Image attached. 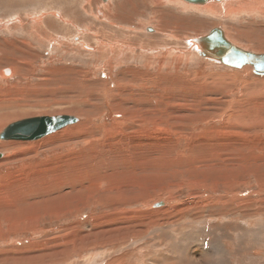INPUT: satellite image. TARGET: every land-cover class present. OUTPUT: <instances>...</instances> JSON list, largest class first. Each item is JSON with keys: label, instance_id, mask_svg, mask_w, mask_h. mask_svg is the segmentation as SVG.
<instances>
[{"label": "rangeland", "instance_id": "rangeland-1", "mask_svg": "<svg viewBox=\"0 0 264 264\" xmlns=\"http://www.w3.org/2000/svg\"><path fill=\"white\" fill-rule=\"evenodd\" d=\"M257 1L262 3L258 14L210 16L198 10H183L172 3L154 7L149 6L151 2L141 8V0H120L119 6V0H112L110 6L101 0H0V70L10 68L13 72L7 80L0 77V96L4 93L3 100L8 102L0 103V124H3L0 133L13 122L43 116H73L80 127L64 128L57 134L61 137L40 147H10L5 144L11 140H0V264H74L89 258L98 262L103 257L111 260L129 252L134 261L138 249L141 258L136 264H152L150 259L162 260L161 264L168 261L170 264H264V76L203 61L193 54L185 57L189 54L187 40L205 36L214 28L223 29L234 45L264 53V0ZM82 2H91V12ZM106 6L114 17L124 19L123 26L116 23L118 27H138V23L157 26L152 37L157 39L156 45L145 38L146 32L137 31L140 41H145L144 45L139 42L138 52L141 53V47L155 50L163 46L174 53L160 51L154 59L143 54L147 57L140 59L143 61L126 56V63L120 62L107 72L106 57L96 61V54L81 49L82 46L95 49L96 41L83 40V34L78 35L99 23L87 17L98 16L95 8ZM40 15H43L41 25L33 29L34 34L30 31L31 20ZM127 17L132 21L126 20ZM71 20L74 23L69 27ZM169 35H177V39L170 40ZM22 42H29L30 50ZM179 53L185 62L179 61L182 58ZM159 63L164 66L159 68ZM128 70L137 71L139 76L146 72L155 75L156 89H150L153 82L149 77L137 83L127 76ZM140 83L145 87L133 91ZM154 90L165 104L181 105V108L166 114L164 110L168 107L145 106V111L155 112L159 119V124H151L147 129L157 139L153 146L142 150L149 151L150 157H141L146 158L145 164L138 162V155L112 159L101 148L97 150L95 160L99 161L94 160L97 167L90 184L85 180L76 182L75 189L59 186L45 196L33 194L31 200L24 201L17 198L13 205L16 191L28 181L33 184L41 169L51 168L52 172L53 167L78 162L81 157L74 156L85 149L86 140L97 139V147L104 146L110 128L122 120L116 112V103L128 102L135 96L152 100ZM168 90L176 95L171 96L172 101L166 100ZM110 91L118 97L114 99ZM130 103L126 107L136 108ZM128 127L127 133L139 130V126L131 123ZM82 129L92 130L94 138L81 139ZM143 153L138 152L140 156ZM79 163L82 166L90 161L85 158ZM99 177L103 178L102 187L98 186ZM91 184L87 192L83 187L89 188ZM73 190L80 193H71ZM120 193L124 195L122 200L112 205L109 196L118 197ZM65 195L68 196L63 198ZM89 197L91 200H87ZM100 197L105 199L104 203L97 202ZM158 203L163 204L159 210L154 208ZM115 210L137 212L135 216L142 219H128L123 225L116 223L118 226L113 223L102 233L93 228L82 232L77 229L76 223ZM170 224L174 230L167 228ZM72 229L76 234L70 233ZM137 231L143 232V236H131ZM124 236L129 238L122 243L123 247H117ZM109 238L113 242L106 246L104 242ZM60 245H66L64 249L70 252L54 258L53 252L62 254ZM52 246L56 251L51 250Z\"/></svg>", "mask_w": 264, "mask_h": 264}, {"label": "bare ground", "instance_id": "bare-ground-1", "mask_svg": "<svg viewBox=\"0 0 264 264\" xmlns=\"http://www.w3.org/2000/svg\"><path fill=\"white\" fill-rule=\"evenodd\" d=\"M81 1V0H80ZM83 1H87V0H83ZM91 1V0H89ZM228 1H231V3ZM97 2V1H96ZM101 2L105 5H108L112 2V0H101ZM123 3H128L127 1H122ZM141 2H143V7L141 8H144V6H147L148 4H150L152 2V0H141ZM154 2V1H153ZM151 3L149 6L153 5L155 7V5L159 7V5L161 4H164V3H168V4H176L178 5L181 9H185V10H198L200 12H204V13H207L209 14L210 16H226L227 14L229 15H233V14H250V13H253V14H258L259 11H260V7H261V4L262 3H259L257 0H253L250 2H247L246 0H155L154 3ZM264 3V1H262ZM77 3V2H76ZM83 3V2H82ZM94 3V2H93ZM121 3V4H123ZM130 3V1H129ZM72 4V3H71ZM70 4V5H71ZM84 4V3H83ZM82 4V5H83ZM99 4V3H98ZM94 5H97V4H94ZM93 5V6H94ZM120 5V0H119V3H118V6ZM80 6V4H79ZM100 6V4H99ZM110 6V5H108ZM108 6L104 7L103 8H95L96 10V13L98 14L97 15H90L88 16V20H89V17L93 18L98 24H99V27H98V24H96L95 26L92 27V30L90 29H85V32H81V33H78V35H81L83 34V38L81 39H87V40H90L91 42L92 41H96L95 43V49L93 48H89L88 46H82L81 49H83L84 51L90 53V54H96V61L100 60L102 57H106V60H105V66L104 68L106 69V71L108 72L109 70H111L112 68H116L120 62H125L126 60V56L128 59H132L133 61H139L141 58L143 59V57H146L145 55L143 54H148L150 57H152L153 59L156 58V56L158 54H160L161 52L160 51H163V52H167V51H170V54L171 53H174L172 50H169L168 48H164L163 46H161L160 48L158 49H144V48H140L141 50V53L138 52L139 51V48L137 47L139 45V42H140V45H144L145 44V41L142 42L140 41V38H139V35L137 33V31H140L141 30L146 34H145V38H147V40L149 42H152V44L156 45V40L155 38H152L154 37L153 35L157 33V26L156 27H151V26H145V25H142L141 23H138V27H134L132 25H125V27H121V22H124L123 18H122V21L121 19H117L116 16L114 17L112 15L111 12H108L109 8ZM125 6V5H124ZM78 7V6H77ZM84 7L85 9L88 8L87 10H89V12H91L92 8H91V2H85L84 4ZM95 7V6H94ZM122 7V6H121ZM134 7V6H133ZM161 7V6H160ZM69 8V9H68ZM67 10H71L70 7H68ZM80 8V7H79ZM83 8V7H82ZM111 8V7H110ZM147 8V7H145ZM84 9V8H83ZM136 9V8H135ZM86 10V11H87ZM110 11V10H109ZM135 11V10H134ZM70 12V11H69ZM72 12V11H71ZM77 12V11H76ZM85 12V11H84ZM157 12V11H156ZM155 12V13H156ZM87 13V12H86ZM95 13V12H94ZM263 13V12H262ZM70 14V13H69ZM82 14L84 15L83 11H82ZM88 14V13H87ZM85 14V15H87ZM92 14V13H91ZM153 15V14H152ZM43 15H40L39 17L37 18H34L31 20L32 22V26L30 28V31H33L34 33V30H37L40 25H41V20H42V17ZM55 16V15H54ZM79 16V14L77 15ZM157 16V15H156ZM71 17V16H69ZM68 17V18H69ZM74 17V16H73ZM155 17V16H154ZM79 18V17H78ZM156 18V17H155ZM59 19V18H58ZM57 19V20H58ZM77 19V18H76ZM81 19V18H80ZM115 19V20H113ZM132 19V18H130ZM128 17L126 18V20H130ZM65 20V19H64ZM117 20V21H116ZM176 20V19H175ZM59 21V20H58ZM120 21V22H119ZM132 21V20H130ZM66 23H68L67 21H65ZM77 22H81L79 20H77ZM75 21V23H77ZM85 22V21H84ZM94 22V23H96ZM70 23V22H69ZM72 20H71V23L70 25H67L69 27L73 26L72 25ZM103 23V24H102ZM116 23H120V27L117 26ZM158 24L160 22H157ZM126 24H130L129 21L126 22ZM176 24V23H175ZM8 25V23H7ZM66 25V24H65ZM75 25V24H74ZM124 25V24H123ZM122 25V26H123ZM85 26V25H84ZM129 27H133L135 30L134 31H129ZM5 29V27H3ZM7 28V27H6ZM138 28V30H137ZM34 29V30H33ZM141 29V30H140ZM161 29V28H160ZM170 29V28H169ZM163 30V29H162ZM171 30V29H170ZM213 30H217L216 32H220L223 39L225 41H227L229 44H231L232 46L242 50V51H245V52H249V53H253V54H258V55H262L264 53H256V52H250V51H247L245 49H242L240 47H238L237 45H234L233 43H231L228 39H227V34L224 33L223 29H220V28H214L212 30H210L205 36H200L198 37L197 39H200V41H196V39H188L187 40V45H188V52L189 54H186L185 57L186 58H189L192 54L194 56H196L198 59L200 60H203V61H208V62H211L213 64H218V65H222V66H227L224 64V62H221L222 58H224L223 56L225 55V47H223L221 44H219L220 42V33H216V34H213L211 37L207 38V39H204L205 37H207ZM29 31V30H28ZM172 31V30H171ZM175 31V30H174ZM25 32V31H24ZM36 32V31H35ZM148 32L151 34L149 35ZM173 33V31H172ZM177 33V32H176ZM22 34V33H21ZM29 34V33H28ZM32 34V33H31ZM35 34V33H34ZM33 34V35H34ZM40 34V33H39ZM39 34H36V35H39ZM159 34V33H158ZM42 35V34H40ZM76 35V37L78 36ZM32 36V35H31ZM160 36V35H159ZM170 37V40H175L177 39L176 36H172V35H169ZM219 36V37H218ZM29 37V35H28ZM40 37V36H38ZM196 38V37H195ZM31 39V38H30ZM34 39V38H33ZM38 39V38H37ZM75 39V38H74ZM77 39V38H76ZM75 39V40H76ZM59 40V39H58ZM74 40V44H76L77 42H75ZM86 40V41H87ZM146 40V42H147ZM179 40V39H178ZM26 41V40H25ZM77 41V40H76ZM159 41V40H158ZM186 41V40H185ZM196 41V42H195ZM30 42V41H29ZM26 43V42H22V45L23 46H26V48H29L30 47V43ZM71 42V41H70ZM84 42V41H83ZM56 43V41H55ZM58 43V42H57ZM56 43V44H57ZM50 44V43H49ZM54 44V43H53ZM55 44V45H56ZM66 44V43H64ZM81 44V42H80ZM90 44V42H89ZM71 45V44H70ZM59 46V44H58ZM67 46V45H66ZM76 46V45H75ZM94 46V45H93ZM169 46V45H168ZM260 47V46H259ZM264 47V45H263ZM57 48V47H56ZM79 48V46H78ZM138 48V49H137ZM163 48V49H162ZM262 48V47H260ZM80 49V48H79ZM174 49V48H173ZM30 50V48H29ZM259 50V49H258ZM27 51V50H26ZM24 52V50H23ZM22 52V53H23ZM75 52V51H74ZM182 53V52H180ZM179 53V54H180ZM205 53H207L208 55H205ZM24 54V53H23ZM92 54V55H93ZM156 54V55H155ZM179 54H176V55H179ZM89 55V54H88ZM91 55V56H92ZM180 58L182 57L183 54H180ZM185 57H182L179 61L180 62H185ZM193 57V56H191ZM5 59V58H4ZM147 59V57H146ZM146 59L145 60V63H146ZM6 61H9L10 58H6L5 59ZM16 60V59H15ZM150 60V59H149ZM148 62H151L149 61ZM5 61V62H6ZM21 61V59L19 60ZM23 61V60H22ZM140 61H143V60H140ZM156 61H160V60H156ZM129 62V61H128ZM161 62V61H160ZM26 63V62H25ZM126 63V62H125ZM147 64V63H146ZM150 66V63L149 65ZM157 66V65H156ZM164 65H161V63L158 64V67L161 68L163 67ZM147 67V66H146ZM228 67V66H227ZM153 68V67H152ZM229 68H232V67H229ZM125 69V68H124ZM158 69V68H157ZM235 69V68H234ZM238 70V69H237ZM242 70H249L252 72V67L251 66H244L242 68ZM12 69L10 68H3L2 70H0V77H5V79H9L11 76H12ZM124 75V71L122 73ZM127 76H130L132 77L133 79H135L139 82H143L145 78L149 77L151 82H153L154 80V76L155 75H150L148 74L147 72L146 73H143L141 74V76H139L140 73H137V71H129L128 70V73H126ZM158 74V73H157ZM159 76V75H158ZM120 77V76H119ZM0 78V79H1ZM158 81L160 82V79L157 77ZM156 80V79H155ZM5 81V80H4ZM164 81V80H163ZM145 82V81H144ZM158 82V83H159ZM138 83V82H137ZM141 84V83H140ZM146 84V83H144ZM151 84V83H150ZM127 86V85H126ZM154 82L152 83V87L150 88L151 90L153 89H156L154 87ZM144 88L145 86L143 84L137 86V88L135 87L133 89V91L137 90L138 88ZM160 88V87H158ZM13 89V88H12ZM149 90V89H148ZM160 90V89H159ZM172 90V89H170ZM10 91V90H9ZM142 91V90H141ZM162 91V89H161ZM160 91V92H161ZM173 91V90H172ZM171 91V92H172ZM125 92V91H124ZM169 92L166 91V100H170L173 96H176L175 94H173L174 92ZM114 93V91H110V94L111 96H113L112 94ZM139 93V92H137ZM147 93V92H146ZM132 94V93H131ZM136 95V93H134ZM141 94V93H140ZM139 94V96H140ZM2 96H0V103L2 104H8V102H4L5 100L3 99H6L4 93L1 94ZM100 95V94H99ZM121 95V94H120ZM119 95V96H120ZM124 95L126 96V94H123L122 96L124 97ZM138 95V94H137ZM16 96V95H14ZM115 96V97H114ZM113 98L116 99L118 96L117 95H114ZM143 96V95H141ZM150 96V95H149ZM151 96H152V100H147L146 98L142 97V98H139V97H134L133 99H129L128 102L126 100H124L125 102H123V100L120 102V103H116L118 105L117 107V114L120 115V118H122V120H119L117 121L116 123H114V125L110 128L109 130V135L105 136V140L103 141V144H107L104 148V146H100V147H97L99 145V141L97 142V139H95L93 142L91 141H85V149L84 150H81L79 151L78 153H76V155L74 156L75 157H81L78 159V162L75 161V162H72V164L70 165H66V166H59L57 168H54L53 167V171L51 172V168L50 169H41L40 172L37 173L36 177L34 178V183L33 184H29L28 182L24 185V187H20V190L19 191H16V193L13 195V205H14V202L17 200H20V201H24L26 199L28 200H31V195H35V194H40L42 196H45L46 194L48 193H51L53 191H55L56 189H58V187H64V186H70L71 188L75 189L76 186V182H84L85 180H88L89 184L91 183V179L93 178V172L95 170V167H97L96 165V161H99V160H95V158H97V150L99 149H105L109 152V154H111L112 156V159H115V158H126V157H132V156H137V158H139V161L140 163H144L145 164V159L146 158H141V157H150L148 156L149 154V151L146 152V153H143L142 150L144 148H147V147H151L153 146V143L152 142H156V139L157 137H153L154 133H151V132H148L147 129H149L148 127H150V125H154L156 126L157 123L159 124V119H158V116H156L155 112L154 113H149L147 111H145V106H154L155 108H159V106L161 107H168L166 110H164V112L167 114L168 111H172V110H175V109H179L181 108V105H177L174 104H165L164 101L162 100V98H159V93H157L156 90L152 91L151 92ZM150 96V98H151ZM170 96V97H169ZM110 97V96H109ZM108 97V98H109ZM147 97V96H146ZM105 98V97H104ZM120 98V97H119ZM177 98V97H176ZM27 99V98H26ZM179 99V98H177ZM28 100V99H27ZM173 100V98H172ZM170 100V101H172ZM116 101V100H115ZM169 101V102H170ZM182 101V100H181ZM112 102V101H111ZM118 102V101H117ZM132 102L134 105H136V108H128L126 107V104ZM131 104V103H130ZM138 105V106H137ZM142 107H144L143 109H141ZM148 108V107H147ZM171 108V109H169ZM133 109H136L135 112H133L132 110ZM159 111V110H157ZM156 111V112H157ZM116 114V113H114ZM168 115H174L173 113H170ZM67 117H71L73 119H75V123H72L70 125H67L61 129H58L57 131L55 132H52L46 136H43L39 139H36V140H30V139H27V140H11L9 141L7 144H5V146H10V147H17V146H25V145H28V146H31V147H40V146H43L45 144H47L49 141H53V139H57V135L58 133H60V131H62V129L64 128H67V127H70V126H75L73 127L74 130H77L76 128H80L78 126H76L77 122H78V119L73 117V116H69V115H66ZM179 116V115H178ZM248 116V115H247ZM2 117V116H1ZM55 117V116H53ZM35 118H44L43 117H33V118H28V119H35ZM172 118V116H171ZM176 118V117H175ZM178 118V117H177ZM14 119V118H13ZM24 120H27V119H23V120H20V121H16V122H21V121H24ZM176 120V119H175ZM202 120V119H201ZM167 121V120H166ZM170 121V120H169ZM16 122H13V123H16ZM11 123V124H13ZM129 123L133 124V125H136V126H139L137 128H139L138 131H133L131 133H127L126 130H129L130 127H128ZM11 124H9L8 126H10ZM3 125V124H0V126ZM91 125V123H90ZM151 125V126H152ZM166 125V124H165ZM170 125V124H169ZM7 126V127H8ZM6 127V128H7ZM94 127V126H93ZM170 127V126H169ZM4 128L3 131L6 129ZM84 128V127H82ZM89 128V127H88ZM134 129V127L132 128ZM83 130V129H82ZM2 131V132H3ZM84 131V130H83ZM149 131H152L153 130H149ZM73 132V131H72ZM71 132V133H72ZM82 132V131H80ZM105 131H103L104 133ZM112 132V133H111ZM74 133V132H73ZM79 133V132H78ZM2 134V133H0ZM93 132L92 130H86L84 131V135H82L81 139H84V138H90L92 139V135ZM95 135V134H94ZM111 135V136H110ZM224 135V134H223ZM55 136V137H54ZM92 136V137H91ZM61 137V136H59ZM110 137V138H109ZM94 138V137H93ZM55 139V140H56ZM59 140V139H58ZM7 141V140H6ZM51 141V142H52ZM24 142V143H22ZM102 144V143H100ZM102 144V145H103ZM112 150V151H111ZM156 150V149H155ZM106 151V152H107ZM100 152H102L100 150ZM112 152V153H111ZM140 153H143V156H140L139 154ZM145 152V151H144ZM151 152V151H150ZM154 152V151H153ZM103 153V152H102ZM126 153V154H124ZM156 153V152H155ZM107 154V153H106ZM0 159L2 157V154H0ZM123 155V156H122ZM151 155V154H150ZM106 156V155H105ZM122 156V157H121ZM115 157V158H113ZM73 158V157H71ZM85 158H88L90 163L89 164H85V165H82L79 163L80 159H82L83 161H85ZM107 158V157H106ZM134 158V157H133ZM67 159V158H66ZM103 159V158H101ZM109 159V158H108ZM95 160V162H94ZM136 160V159H135ZM111 161V160H109ZM222 161V160H220ZM227 161V160H226ZM94 162V163H93ZM51 163V162H50ZM101 163V162H100ZM227 163V162H226ZM48 164V163H47ZM47 164H46V167H47ZM57 163H55L56 165ZM125 164V163H124ZM135 164V163H133ZM52 165V164H51ZM59 165V164H58ZM50 166V165H49ZM110 166V165H109ZM141 166V164H140ZM44 167V165H43ZM83 168L84 170H79V168ZM231 167V166H230ZM109 169V168H108ZM229 171V170H227ZM59 172H63L64 174L62 175V173H59ZM74 172V174L72 173ZM233 172V171H232ZM31 174V173H30ZM54 174V175H53ZM34 177V176H32ZM58 178V179H57ZM86 182V181H85ZM98 186L99 187H102V183H103V178L102 177H99L98 180ZM81 183V184H82ZM21 184V183H20ZM80 184V183H79ZM94 184V183H93ZM88 188L86 186H84L83 188H85V190L88 192L90 191V188H92V185ZM88 185V184H87ZM78 187V186H77ZM79 189H80V186H79ZM122 189V188H121ZM18 190V188H17ZM144 190V189H143ZM60 191V190H58ZM125 191V189H124ZM71 193H75L76 195H78L80 192L76 191V190H73V192ZM61 194V193H60ZM59 194V195H60ZM92 194V193H91ZM104 194V193H103ZM68 195H65L63 198L67 197ZM120 196V198H119ZM118 197H112V196H109V199L108 201H110V203H112V205H115L117 204L116 200H122V196H124L122 193L119 194ZM133 196V194H132ZM12 198V197H11ZM10 198V199H11ZM93 198V197H92ZM133 199H135L133 197ZM87 200H91L90 197L87 198ZM104 203L105 202V199H102V197H100L98 199L97 202L99 203ZM132 200V197L131 199ZM47 202V201H46ZM4 203V202H3ZM34 203V202H33ZM45 203V202H44ZM130 203V202H128ZM94 204H97V203H94ZM125 204V203H124ZM158 205V206H157ZM163 204L161 203H158V204H155L154 205V208L158 209L159 208L161 209L160 206H162ZM15 207V206H14ZM52 207V205H51ZM105 208V207H104ZM151 208V207H150ZM39 210V209H38ZM73 211V210H72ZM21 212V211H20ZM172 212V211H171ZM23 213V212H22ZM75 213V212H74ZM135 214H137V212H130V213H127L126 211H121L119 210L118 211H112V213L108 212V213H104V215L102 214L101 216L99 217H95V218H92L91 221H87L84 223L80 222V223H76V224H79V226L77 225V229H79L81 232L83 229H85V231H87L86 229L88 228H93V230L95 231H99V232H103V230L105 228H107L108 225L111 226V224L113 223H118V224H121L123 225L124 223L127 222V220H131V219H134V218H140L142 219L141 216H135ZM155 215V214H154ZM153 216V215H152ZM76 217V216H75ZM157 217V216H156ZM172 217V216H171ZM24 221V220H23ZM176 221V220H175ZM155 222V221H154ZM34 223V222H33ZM82 223V224H81ZM171 223V222H170ZM76 224H74L76 226ZM142 224V223H141ZM153 224V223H152ZM158 224V223H157ZM14 225V224H13ZM173 224H170L167 226V228H169V230H174V227L172 226ZM116 226H118L116 224ZM16 227V226H15ZM27 227V226H26ZM14 228V227H13ZM18 228V227H17ZM25 228V227H23ZM72 228H76V227H72ZM110 228V227H109ZM21 229V228H20ZM118 229V228H117ZM90 230V229H89ZM124 230V229H122ZM68 231V230H67ZM91 231V230H90ZM89 231V232H90ZM72 234H76V230L73 231L72 229V232H70ZM79 234V232H77ZM98 233V232H97ZM89 233H87L88 235ZM143 234V232L141 231H137V232H134L131 234V236L133 235H136L137 237L141 236ZM21 235V234H20ZM68 236V235H67ZM75 236V235H73ZM81 236V235H80ZM85 236V234L83 235ZM129 236V235H128ZM128 236H124L122 237L120 240V243L117 244V247H123L122 246V243L127 240V238H129ZM143 236V235H142ZM62 238V237H61ZM73 238V237H72ZM70 239V238H69ZM72 240V239H71ZM70 240V241H71ZM94 240V239H93ZM69 241V240H68ZM99 241V240H98ZM88 242V241H87ZM108 242H113L112 240H110V238L108 240H106L104 243L106 244L107 246V243ZM116 242V241H115ZM62 244V243H60ZM71 244V243H70ZM69 244V245H70ZM73 244V243H72ZM83 244H84V241H83ZM110 244V243H109ZM108 244V245H109ZM121 244V245H120ZM125 244V243H124ZM68 245V246H69ZM120 245V246H119ZM67 246L66 245H60L59 248H63L62 250H60V252L62 254H59L57 252H53L55 253V256H53L54 258L55 257H59L60 255L61 256H65L67 255L69 252L68 250L64 249L66 248ZM42 248V247H41ZM52 249L51 250H54L56 249L54 246L51 247ZM58 248V249H59ZM83 248V247H82ZM31 249V248H30ZM57 249V250H58ZM73 249V248H72ZM91 249V248H90ZM217 249V248H216ZM221 249V248H219ZM51 250L49 252H51ZM65 252H62L64 251ZM77 250V249H75ZM113 250V249H112ZM56 251V250H54ZM93 251V250H92ZM141 250L138 249L136 252H134V257H136V261H131L132 257H131V254L130 252L127 254V253H124V254H120L119 256H116L115 258H112L111 256V260L106 259L105 257H103L102 259L98 258V262H94L92 258H89V259H86V260H82L80 262H77V263H74V264H127L129 262H131L132 264H136V262L138 263L140 258H141V253H139ZM47 252V251H46ZM113 253V252H112ZM59 254V255H58ZM77 255V254H76ZM71 256V255H70ZM52 257V258H53ZM68 258V257H67ZM45 259V258H44ZM64 259V258H63ZM66 259V257H65ZM69 259V258H68ZM71 259V258H70ZM95 260V259H94ZM149 261V259H148ZM65 262V261H64ZM45 263V262H44ZM50 263V262H49ZM150 263L152 264H161L162 263V260L160 261H156V260H151L150 259ZM32 264V263H31ZM64 264V263H63ZM67 264V262H66ZM70 264V263H69ZM168 264L169 261H168Z\"/></svg>", "mask_w": 264, "mask_h": 264}, {"label": "water", "instance_id": "water-1", "mask_svg": "<svg viewBox=\"0 0 264 264\" xmlns=\"http://www.w3.org/2000/svg\"><path fill=\"white\" fill-rule=\"evenodd\" d=\"M216 31L217 30H213L204 39L211 37L213 34L220 33ZM220 37L219 44L226 49V53L221 62H224L228 67L235 69H242L244 66H251L253 74L264 76V54L258 55L242 51L225 41L221 33ZM196 41H200V39H196ZM205 55L208 54L205 53ZM75 122V119L63 115L27 119L8 126L2 134H0V140H36Z\"/></svg>", "mask_w": 264, "mask_h": 264}]
</instances>
